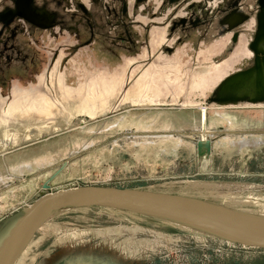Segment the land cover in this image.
Returning a JSON list of instances; mask_svg holds the SVG:
<instances>
[{"label": "rangeland", "instance_id": "374dc122", "mask_svg": "<svg viewBox=\"0 0 264 264\" xmlns=\"http://www.w3.org/2000/svg\"><path fill=\"white\" fill-rule=\"evenodd\" d=\"M21 73L14 68L7 75L23 86ZM195 117L192 110H131L7 155L10 164H0V231L9 230L44 185L142 191L264 219V116L209 115L210 151L198 150ZM63 207L34 226L13 264H264V248L198 226Z\"/></svg>", "mask_w": 264, "mask_h": 264}, {"label": "water", "instance_id": "95a60500", "mask_svg": "<svg viewBox=\"0 0 264 264\" xmlns=\"http://www.w3.org/2000/svg\"><path fill=\"white\" fill-rule=\"evenodd\" d=\"M257 5L251 23L253 35L249 43H244L241 54L235 53L236 44L228 55H223L229 40L235 43L240 38L231 32L238 24H232L228 26L230 32L226 39L209 47L215 52L165 56L157 46L149 54L125 58L111 68L90 65L89 69L69 72L71 77L60 74L56 67L43 70L34 82L29 80L23 86L10 87L6 94L0 88V160L5 162L9 154L131 110H192L197 114L194 121L200 108L207 109V118L211 114L223 116L248 111L264 116V0H257ZM152 32L165 31L155 28ZM195 122L198 124V120ZM210 140L211 137L204 148L198 141V150L210 151ZM42 190L18 215H22L19 228L0 264L14 263L18 251L35 232L34 226L59 209L61 202L70 204L65 209L98 207L164 220H191L223 228L248 229L260 234L264 241V219L201 201L187 199L190 203L185 206L189 212L186 207L179 208V204L175 208L170 206L171 210L152 204L144 198L154 195L142 191L83 185L57 190L44 185ZM102 200L112 204H103ZM75 202L83 204H72ZM39 215L38 222L34 223ZM231 242L264 248L263 243L237 239Z\"/></svg>", "mask_w": 264, "mask_h": 264}, {"label": "flooded vegetation", "instance_id": "af4514ba", "mask_svg": "<svg viewBox=\"0 0 264 264\" xmlns=\"http://www.w3.org/2000/svg\"><path fill=\"white\" fill-rule=\"evenodd\" d=\"M257 8V0H0V88L17 85L7 75L14 68L25 72L22 82H34L45 69L68 76L157 46L165 56L215 52L209 47L225 40L232 24L240 38L229 40L223 55L236 44L241 54Z\"/></svg>", "mask_w": 264, "mask_h": 264}, {"label": "bare ground", "instance_id": "6f19581e", "mask_svg": "<svg viewBox=\"0 0 264 264\" xmlns=\"http://www.w3.org/2000/svg\"><path fill=\"white\" fill-rule=\"evenodd\" d=\"M238 50L239 49H237L236 52ZM198 112H199L198 119H195V121L198 120V124H199L198 125V129H199L198 141H199V143L201 145V148H204L205 145H203V143L208 142L209 138L212 135L209 134L210 132H209V129H208L207 109L206 108H200ZM25 171H29V167H25V168H21V169L19 168L15 172L18 175H22V173H24ZM14 174H15L14 172H11V176H15ZM153 195L157 196L155 194H153ZM153 197L152 198L148 197V198H144V199L150 200V201H152L151 202L152 204L160 205V206H162L164 208H167L169 210H171L170 206H171V208L172 207L175 208L179 204L180 205L179 208H185L186 207L185 210L189 211V209L185 205H187L186 203H190V202H187L186 200L184 201V200H181V199L169 198V197H165V196H161V197H158V198H153ZM105 201L106 200H102V203L103 204H105V203L106 204H112V203H108V202H105ZM182 202H184V203H182ZM62 203L63 202H61V204ZM61 204H60L61 207L65 206V205H68L66 203H64L62 205ZM72 204H83V203L82 202H79V203L75 202V203H72ZM188 205L191 206L190 204H188ZM61 207H59V208H61ZM39 218H40V215L35 219V222H37ZM21 219H22V215L15 217L14 221L11 222L9 225H7L8 227H10L8 231L6 230L7 227L5 229L3 228L4 230L1 229V231H0L2 234L4 233L3 234L4 238L2 237L4 241L2 239H0V263H1L2 258L4 256V251H5L6 247H7V245L9 244V242L11 241V239L14 236V234L17 232V230L19 228V224H20ZM169 221H173V220H169ZM174 222L188 224V225H191V226H198V227H200L202 229H205L207 231L214 232L215 234L218 233V235H220L221 237H232L234 239L235 238L236 239L240 238L238 240L244 239V240H246V243L250 242V243H254V244H260V243L264 244V241L261 239L260 234H257L256 232L250 231L248 229L230 228L231 226H228L229 228L228 227L223 228V227H220L218 225H207V224H204V223H201V222L191 221V220H179V221H174ZM227 225H229V224H227ZM2 234H0V235L2 236ZM5 234H6V236H5ZM1 236H0V238H1ZM262 238H264V236ZM20 251H21V249L18 251L17 255L19 254Z\"/></svg>", "mask_w": 264, "mask_h": 264}, {"label": "crops", "instance_id": "0c3cea01", "mask_svg": "<svg viewBox=\"0 0 264 264\" xmlns=\"http://www.w3.org/2000/svg\"><path fill=\"white\" fill-rule=\"evenodd\" d=\"M10 164V161L8 160V165Z\"/></svg>", "mask_w": 264, "mask_h": 264}]
</instances>
